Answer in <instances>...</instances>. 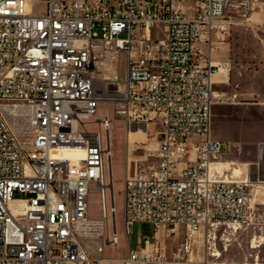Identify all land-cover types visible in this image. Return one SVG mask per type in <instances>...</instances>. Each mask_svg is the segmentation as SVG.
Listing matches in <instances>:
<instances>
[{"label": "built area", "instance_id": "1", "mask_svg": "<svg viewBox=\"0 0 264 264\" xmlns=\"http://www.w3.org/2000/svg\"><path fill=\"white\" fill-rule=\"evenodd\" d=\"M253 0H0V264H103L120 244L111 185L114 115L98 116L103 91L127 128L160 125L156 161L124 177L123 226L181 225L183 254L201 230L243 226L248 180L211 174L210 53L235 5ZM100 90V64L110 65ZM115 64V65H113ZM111 100V99H110ZM99 201L101 219L90 214ZM122 264H171L155 234L131 241Z\"/></svg>", "mask_w": 264, "mask_h": 264}, {"label": "rangeland", "instance_id": "2", "mask_svg": "<svg viewBox=\"0 0 264 264\" xmlns=\"http://www.w3.org/2000/svg\"><path fill=\"white\" fill-rule=\"evenodd\" d=\"M225 21L221 23L224 29V38L234 41L238 46L241 57L258 66H264V0H253L248 7L235 5L227 12ZM229 15H232L231 17ZM248 17V18H247ZM117 64L118 80L116 84H109L108 70H103L100 76L103 79L102 86L110 91L123 89V77L125 63L123 58ZM113 64V65H115ZM115 103L112 100H103L100 104L98 116H102L105 110L114 115V124L110 130L112 138V171L117 208V225L120 233V244L117 247L107 246L103 256L124 258L128 254L131 241L133 248L139 245V239L153 237L155 234L166 246L171 264H264V154L263 152L251 153L241 151L238 153L240 160L236 164L223 155V159L229 161L234 178H242L254 182L250 186L249 219L247 223L236 229L220 228L211 230L208 237L207 230H201L194 235L195 243L191 254H183L180 250L181 243L186 235L185 228L177 225L174 229L169 226H161L158 230L152 224L136 222L132 225L131 234L125 232L123 226L124 203V177L127 171L135 173L157 157L151 155L159 147L160 125L150 123L141 124L145 133L132 134L128 140L127 127L121 115L115 114ZM139 125H136L137 127ZM225 146H223L224 150ZM238 168L239 170H234ZM92 216H99L100 206L96 198L92 199ZM257 243L258 246H253ZM103 264H122L115 261H104Z\"/></svg>", "mask_w": 264, "mask_h": 264}, {"label": "crops", "instance_id": "3", "mask_svg": "<svg viewBox=\"0 0 264 264\" xmlns=\"http://www.w3.org/2000/svg\"><path fill=\"white\" fill-rule=\"evenodd\" d=\"M219 32L214 31L211 48L205 43L200 46L219 65L212 76L214 96L227 97L213 104L212 134L221 140L224 154L236 164L241 151L264 154V66L242 58L235 42Z\"/></svg>", "mask_w": 264, "mask_h": 264}, {"label": "bare ground", "instance_id": "4", "mask_svg": "<svg viewBox=\"0 0 264 264\" xmlns=\"http://www.w3.org/2000/svg\"><path fill=\"white\" fill-rule=\"evenodd\" d=\"M248 18V17H247ZM224 25H222V29H224ZM110 69V65L108 64L107 61H104L103 63L100 64V69L99 72L97 73L98 76V81H97V86L100 88V90L103 89L102 83H103V79L100 77L102 75V71L103 70H109ZM104 94V99L103 100H113L115 97L117 98L118 96H116L115 94L112 93H108L107 91H103ZM217 95V94H216ZM108 110H105L104 113H106ZM141 124L137 127H131V128H127V136H128V140L131 141L132 139V134H136V133H145V129L141 128ZM112 139V138H111ZM112 155H113V151H112ZM221 162H213L211 164V174L213 177L216 178H221L223 177L224 173H226L227 170L232 168V165L229 161H226L222 158V160H220ZM233 169V168H232ZM110 170L112 171V157L110 160ZM234 170H239L238 168H234ZM113 178V175H112ZM113 181H111V185H113L114 183V179H112ZM251 184L254 185V182L249 179L248 180ZM97 219H101V216H96ZM253 246H258L257 243H254ZM102 259H104V261H115V262H120L122 263V259L123 258H113V257H107V256H101Z\"/></svg>", "mask_w": 264, "mask_h": 264}]
</instances>
